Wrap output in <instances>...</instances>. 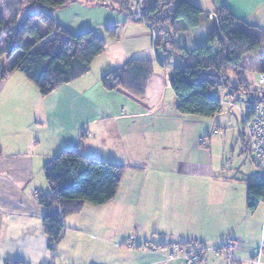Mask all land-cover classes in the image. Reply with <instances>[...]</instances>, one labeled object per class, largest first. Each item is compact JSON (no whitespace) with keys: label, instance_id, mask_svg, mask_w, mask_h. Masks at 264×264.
Segmentation results:
<instances>
[{"label":"crops","instance_id":"obj_1","mask_svg":"<svg viewBox=\"0 0 264 264\" xmlns=\"http://www.w3.org/2000/svg\"><path fill=\"white\" fill-rule=\"evenodd\" d=\"M188 1L200 7L205 15L214 14L215 8L225 6L236 18L264 30V0ZM110 11L114 17L107 22H111L109 26L117 25L118 38H107L108 47L94 62L90 73L46 97L19 76L31 95L15 97L17 104L29 109V114L40 104L38 101L44 103L46 110L49 104L59 112L66 108L69 113L59 114V118L65 120L67 115H72L71 121L76 124L66 127L64 121H60L55 129L51 124V128L44 126L43 138L40 130L34 132L28 144L24 141L22 147L14 142L23 140L19 136L22 129L11 126L10 144L0 145V264L65 263L68 253L64 249L69 235L74 243L72 253L88 248V256L67 260L68 264H183L182 254L171 260L168 253L177 252V246L188 242L190 245L182 250L193 252L201 248L206 252L197 264H230L223 251L226 243L224 238L218 239L216 229L218 202L209 192L215 169L191 156L190 149L192 145L198 147L196 140L200 137V131L192 130L191 125L200 120L178 113V102L169 83L172 67L169 66V71L155 61L154 74L142 99L123 91L109 93L101 87L102 77L127 61L155 60L161 53L154 50V44L150 45L148 25L133 21L117 10ZM205 15L199 29L183 33L188 44L182 46L195 48L206 39L214 22L211 23L208 16L205 20ZM133 29L140 31L137 41L127 40V34ZM161 57L167 58L164 53ZM6 82L0 84V95ZM43 117L47 121L45 113ZM30 120L31 123L39 120V116ZM67 139L72 140L70 149H65ZM70 150L85 156L94 154L128 169L115 200L101 207L87 205L80 214L66 219L65 226L72 228H67L53 254L42 227L45 211L37 204L36 197L49 191L45 177L43 180L44 166L60 152ZM150 153L155 154V165H160L155 171L158 181L149 171L153 160ZM150 182L162 185L163 198L158 200L161 220L149 240L132 233L133 228L128 230L127 225L137 216L139 219L141 211L143 215L146 213L144 208L148 202L144 206L143 197L152 185ZM258 231L259 243L257 240L251 243L248 236L237 231L232 235L233 243L237 244L236 264H252L258 255L264 245V222ZM113 232L119 234L118 239L112 238ZM112 252L123 259L112 263Z\"/></svg>","mask_w":264,"mask_h":264},{"label":"trees","instance_id":"obj_2","mask_svg":"<svg viewBox=\"0 0 264 264\" xmlns=\"http://www.w3.org/2000/svg\"><path fill=\"white\" fill-rule=\"evenodd\" d=\"M78 1L0 0V59L8 61V67L0 68V84L9 74L19 72L46 97L91 72L94 62L108 47L107 38H118V27L107 26L106 37L95 31L75 34L57 23L49 12ZM85 1L117 10L133 21L148 25L153 33L154 50L167 57L157 55L155 60L127 61L102 77L101 87L106 92L123 91L142 99L154 74L155 61L169 69L171 54L180 60L172 67L169 83L181 116L214 119L226 105L238 109L245 126V117L253 116L247 102L253 97L264 102V94L249 91L248 82V70L252 68L250 55L258 53L260 59L264 57V30L236 18L227 7L215 8L217 28L214 24L202 43L188 48L178 44L177 36L199 29L204 15L200 7L188 0ZM27 5L37 6L39 11L24 14L19 20ZM259 69L264 74V67ZM221 91L230 93L231 98L221 99ZM241 92L247 94L248 100L238 97ZM241 101L244 107L238 104ZM244 133L256 158L245 128ZM127 169L125 165L83 156L76 150L62 151L44 166L49 191L38 195L36 202L45 211L42 227L51 253L56 254L63 240L67 218L80 214L87 205L101 207L115 200ZM262 203L264 181H253L248 185L247 196L251 213ZM190 243L179 247L184 249Z\"/></svg>","mask_w":264,"mask_h":264},{"label":"rangeland","instance_id":"obj_3","mask_svg":"<svg viewBox=\"0 0 264 264\" xmlns=\"http://www.w3.org/2000/svg\"><path fill=\"white\" fill-rule=\"evenodd\" d=\"M26 7L28 8L24 10V13L20 16L19 20L23 19L25 16L24 14L37 13L39 11V8L34 5H27ZM49 12L57 23L61 24L72 33L81 34L85 31H95L102 37L106 36V26H109L111 23L107 21L114 17L110 8L94 3H88L85 0H79L74 4ZM205 16V20L208 16L211 23L214 22L213 14H207ZM115 27H117V25H115ZM41 29L44 30L43 28ZM119 34L122 36V28ZM140 35L141 34L138 29H133L129 32V34H127V40L133 39L134 41H137ZM149 39L150 45L153 47V33L151 30L149 31ZM144 42L147 43V39H145ZM177 42L180 46L188 44L186 35H184L183 32L178 34ZM262 52L264 54V50ZM162 54L163 52L160 53V57ZM168 58L169 64L172 65L171 67L178 65L180 62L179 57L177 56L169 54ZM250 60L252 62V68L248 70L249 91L264 94V85L259 82L260 75L262 74L259 68L261 66L264 67V57L260 59L258 53L254 55L251 54ZM1 67H8V61L6 58L0 59V68ZM171 67L169 68V71L171 70ZM19 76H21V78H25L19 72L9 74L5 80L7 82L2 90L3 92L0 95V145H2V147L10 144L8 133L11 126L20 127L22 129L19 136L23 140H13L15 144L22 147L24 141H27L28 144V140L31 135H35L34 132H38L39 130L41 131L44 126H46V128H51L52 126V128L55 129L56 126H60V121H64V126L66 127L76 124L74 120L71 121L72 115H67L65 120L59 118V114L62 115L64 113H69V110H66V108H63L62 111L59 112V110H53L52 105L49 104L46 110L44 103L38 101L40 104H37V108L36 106L33 107L32 114H29V109L27 110L23 106L17 104L16 102L18 101L15 97H27L31 95L20 82ZM25 80L27 79L25 78ZM231 81L235 83L233 77L231 78ZM27 82L30 81L28 80ZM225 95V92H220L219 97L223 99ZM238 97L248 100L247 94L242 92L238 94ZM28 103H30V101ZM238 104L241 107L245 106L243 101ZM4 106H6V108ZM56 111L57 113H55ZM44 113L47 121H45L43 117ZM47 113L49 114L48 116ZM35 115L39 116V120H34L31 123L30 119ZM199 120L200 122L197 124L194 125L193 123L191 125L193 128L192 130L196 129L200 131V137L196 140L198 142V147L196 148V146L192 145L193 148L190 149V153H192L191 156L193 159H200L206 163L208 167L213 166L215 169L214 181L209 184V192L211 197H215V200L218 202V209L220 211L217 216L219 223L216 226L217 233H219L218 239L224 238V242L226 244L228 242H233L234 239H232V235H234L237 231L242 233L245 237L248 236L251 243L255 240L259 243L258 229L264 222V203H262L253 213H251L247 205L248 185L255 181L257 167L256 158L251 152L244 135L243 117L238 109L225 105L223 112L217 115L215 119ZM39 135L43 138V131L39 132ZM67 142L68 143L65 144V149H70L72 140L67 139ZM59 145L61 146V144ZM44 146L46 145L44 144ZM81 154L85 156L84 153ZM149 156L153 159L151 160L152 162L149 171H151L152 176L156 179V181H158V172L155 171L159 169L160 165H155L154 153H150ZM89 157L99 158L94 154ZM155 183L153 184L150 182L152 185L148 186L144 193V206L148 202V206L144 208L146 213L143 215L141 211L139 219L137 216L132 223L127 225L128 230L133 228L134 231L131 230L132 233L141 234V237L148 238L149 240L150 237H154V229L159 226V221L161 220L159 210L161 209V206L158 208V200L163 198L161 195L163 194V187L161 184ZM67 228H72V226H65V232H67ZM118 235V233L113 232L112 238L118 239ZM67 240L66 248L64 249L67 251L66 253H68L66 254L68 255L66 257V261L70 260L71 262L75 258L88 256V248L72 253V251L75 250L73 249L74 243H72L70 235L67 237ZM83 246L86 245L83 244ZM213 252L214 250H212V253ZM168 254L178 257L179 253L171 250ZM120 258H122L121 255H117L112 252L110 260L112 263H115L116 261L118 262ZM66 261L62 264L70 263ZM59 262L60 261H57L56 264H59Z\"/></svg>","mask_w":264,"mask_h":264},{"label":"built area","instance_id":"obj_4","mask_svg":"<svg viewBox=\"0 0 264 264\" xmlns=\"http://www.w3.org/2000/svg\"><path fill=\"white\" fill-rule=\"evenodd\" d=\"M260 84L264 85V74L259 78ZM253 97V96H252ZM225 98H231L230 93L225 95ZM247 108L250 113L253 114L251 118L245 117V132L250 144L251 149L253 150L256 161H257V171L255 174V181L261 182L264 181V102L251 98L247 102ZM237 249V244L229 242L225 245L223 251L226 253L230 264H236L235 261V251ZM176 251L181 255L183 264H197L200 258H203L205 255V250L199 248L193 252H187L182 250L181 247L177 246ZM264 253V245L261 246L258 255L252 261V264H264L262 259ZM179 256L175 257L174 255L170 256L171 260L178 259Z\"/></svg>","mask_w":264,"mask_h":264},{"label":"water","instance_id":"obj_5","mask_svg":"<svg viewBox=\"0 0 264 264\" xmlns=\"http://www.w3.org/2000/svg\"><path fill=\"white\" fill-rule=\"evenodd\" d=\"M214 22H215V26H216V28H217V24H216V20L214 19Z\"/></svg>","mask_w":264,"mask_h":264}]
</instances>
